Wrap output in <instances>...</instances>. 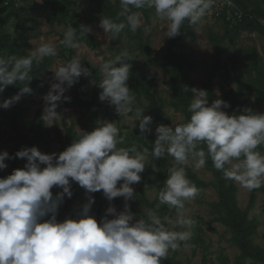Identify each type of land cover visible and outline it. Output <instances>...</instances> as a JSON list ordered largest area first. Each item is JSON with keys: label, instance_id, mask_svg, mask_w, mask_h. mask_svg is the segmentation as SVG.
Returning a JSON list of instances; mask_svg holds the SVG:
<instances>
[{"label": "clouds", "instance_id": "9594fccd", "mask_svg": "<svg viewBox=\"0 0 264 264\" xmlns=\"http://www.w3.org/2000/svg\"><path fill=\"white\" fill-rule=\"evenodd\" d=\"M231 2L225 0L229 5ZM214 3L215 0H120L118 16L123 17V22L104 18L101 27L112 35L125 28L135 32L141 26L142 13L133 9L148 8L167 21L165 37L175 38L185 21L196 25L206 14L210 15ZM90 32V28L82 26L81 35ZM76 36L77 30L69 26L60 43L77 49L80 45ZM39 41L27 56L0 57V94L6 86L23 83L15 95L0 103V109L7 110L25 94H31L27 85L32 80L34 62L39 64L45 57L57 56L51 41L44 37ZM129 59V53L123 51L114 60L100 64L103 78L99 99L115 106L121 116L132 113L135 103L126 83L131 68ZM53 73L56 82L43 97L46 107L42 120L48 126L59 119L55 111L57 102L62 97L68 100L64 92L82 75H91L78 57L61 64ZM189 90L190 118L174 127L157 126L151 152L148 148L137 151L136 147H118L124 143L120 129L107 121H97L98 126L90 133L79 131L78 139L58 155L42 154L36 147L22 148L14 156L0 152V170L7 167L6 159L27 161L22 169L0 178V264H162L170 251L180 249L182 243L186 246L192 238L190 229L194 221L186 205L195 201L201 190L187 178L186 166L200 170L210 159L214 169L243 189L252 191L264 186V154L256 150L264 145V114L244 109L243 114L229 115L222 110L230 107L226 101L216 99L209 104L207 91L184 89ZM144 111L136 107L135 118L141 133H148L153 119L142 115ZM165 155L172 157L174 164L168 169L158 200L169 210H175L174 218L165 217L162 222L149 209L146 218L137 219L127 203L119 213L108 207L99 223L89 215L94 203L91 193L102 191L108 201L117 197L125 201L134 199L131 185L141 181L140 173L149 157L156 160ZM70 181L89 194L87 202L76 219L58 222L59 206L65 197L73 195ZM53 187L62 191L53 196Z\"/></svg>", "mask_w": 264, "mask_h": 264}, {"label": "trees", "instance_id": "16d2710c", "mask_svg": "<svg viewBox=\"0 0 264 264\" xmlns=\"http://www.w3.org/2000/svg\"><path fill=\"white\" fill-rule=\"evenodd\" d=\"M15 0H8L6 5L2 4L0 0V17L7 12L2 19H0V29H2L8 20L12 17L16 20V28L21 23V19L15 12L9 11ZM89 9L83 11V15H80L73 7L75 2L73 0H43V6L47 9V20L50 24L57 22L62 24L65 29L72 26L77 30L76 40L79 44H84L88 49L94 50L99 48L98 41L89 33L84 36L81 35L82 26H88L94 23H101V19L110 18L114 22H123V17H119L120 12V0H88ZM231 4L237 8L242 17L240 20H226L225 12L221 15L223 22L222 33H215L209 30L206 34L207 39L214 51L213 63L209 68L206 81L203 83V90L207 91L209 96V104L215 101V92L212 87V82L215 76H219L225 83H234L235 88L229 87L228 90H223L222 86V99L226 101L230 107L225 109V112L229 115H240L244 113V109H247L250 105V100L255 102L264 101V67L257 61L259 58L253 51H247L245 54H252L256 57V61H249L248 69L243 73L239 66L237 57L230 58V66L227 63L222 62V55L228 49V45H234L239 39L241 33L246 32L248 34H257L264 38V25L261 21L264 20V8L260 5L259 0H232ZM9 11V12H8ZM133 11H140L144 17V24L138 28L135 32L125 28L120 34L112 35L110 38L114 42L113 49L116 56L120 55L124 51L120 48L124 42L131 43V46L135 48L138 55L143 57L141 64L133 58L129 59L131 68L129 71V79L126 82L127 87L135 97V103L133 105V112L128 115L135 114V108L139 107L145 109L142 115H149L153 119V123L150 125L153 128L154 134L148 137L146 134L141 133L139 130H132L129 135L125 137L127 141L126 146H132L133 142L137 143V151H142L144 148H148L151 152L153 147L152 139H156L155 128L159 125L169 126L170 119L167 115L162 113L163 108L166 106L171 108L174 113H180L183 115V122H187L190 118V113L187 111L188 106L192 100V92L189 90L184 91L185 87L188 89L194 88V81L192 75L196 73L200 64L193 57L192 53H180L178 49L183 47V40L192 36V29L196 26L185 21L180 29V35L175 38H167V44L163 47V54L161 56L152 53L149 41L143 39L142 30L149 26L151 22L150 14L152 9H140ZM87 15V16H85ZM15 28V34L12 35H0V57H22L29 54L22 52V47L26 44L22 36L17 33ZM63 39V35L60 37V41ZM228 43V45H225ZM65 46L59 45V51L57 57H45L39 64L35 62L32 65L30 76L32 80L28 82V87L32 89L31 94H25L19 104L13 109L9 116V129L11 136L8 141L12 143V150L10 156L21 150L22 148L36 147L42 154H47L42 151L41 147L48 146L52 140H55L60 145V150L63 152L73 142H75L79 134L75 132L72 126H67L62 123L65 129L64 135L60 133L57 125L53 129H50L47 124L42 120V110L37 109L34 117L30 122H19L21 116L27 111L28 105H33L35 102L32 99L33 95H41L47 89V84L44 81V73L52 65L55 58H65L63 49ZM71 49V48H70ZM74 56L69 53V56L65 58V63L69 62ZM82 67L88 68L91 73L87 78L90 80L92 87L89 92L85 91V77H80L77 85L68 88L70 97L68 100H64L66 106L79 107L89 112V128L93 131L98 125L97 121H104V117H100V113L104 111L105 115L113 113L118 120H121L122 116L116 113L115 108H111V105L107 100L101 101L99 99L102 89L99 87V83L102 80V74L99 65H93L86 59H82ZM153 64L157 69L166 73L167 82L165 86L170 91V99L168 102H161V97H155L152 92L153 84L150 80V72L147 67ZM119 66V65H118ZM23 87L22 82H17L15 85L6 86L2 94H0V102L15 95L19 88ZM248 95V97H246ZM143 101L148 103L147 106L143 104ZM161 102V103H160ZM135 123L139 125V120H135ZM179 124V123H178ZM127 128V127H124ZM121 136V134H120ZM264 154V145H261L256 149ZM151 157V156H150ZM152 158V157H151ZM167 155L161 159H156L155 169L157 174L149 178L148 173L154 172L151 166L147 168L145 173L141 174V186L138 191L135 192V198L145 206L148 210H154L156 214L163 218L168 207L161 205L155 210L154 206L159 201L158 197L149 202L144 195V187H157L162 189L164 187L163 182L167 179L163 176L164 161L167 160ZM27 163L24 159H11V170L7 174L10 175L15 169H22ZM44 165H41L43 168ZM205 169L210 172L213 177L211 182H205L200 180L190 169L186 167L187 178L194 183L201 192L212 188L217 195V203L212 204L214 212L217 214V221L227 229L230 234V244L234 247L238 254L233 259V264H264V247H260L253 242V237L256 234L258 220L256 217L249 218V213L255 203V192L264 191V186L259 189L252 190L247 206L241 209L237 201L238 188L233 184L231 180L224 177L223 172L214 169L212 162L209 159L206 163ZM2 170H0L1 175ZM71 191L73 197L77 201L79 208L87 201L82 200V196H87L85 190L77 185L75 182L70 181ZM159 189V190H160ZM101 192L91 193L94 197V203L91 206L89 215L93 216L97 222L101 218L105 217V213L110 203L106 198L101 202ZM60 211H69L70 216L77 218V212L74 208L67 205L64 201L59 206ZM119 213V208L117 209ZM143 218H146L144 214H141ZM111 216H108V219ZM198 230L201 231L199 228ZM197 242L203 243L202 239L198 236L193 241V248L197 246ZM208 246L203 247V251L207 250ZM217 261L220 264H229V260L226 257L219 256ZM162 264H181L173 256L167 257L162 261ZM202 264H213L211 259L207 256H203Z\"/></svg>", "mask_w": 264, "mask_h": 264}, {"label": "rangeland", "instance_id": "374dc122", "mask_svg": "<svg viewBox=\"0 0 264 264\" xmlns=\"http://www.w3.org/2000/svg\"><path fill=\"white\" fill-rule=\"evenodd\" d=\"M3 5H6L8 0H1ZM75 2V9L80 15H83V11L89 9L88 0H73ZM114 1V0H110ZM260 5L264 8V0H259ZM223 3L225 0H215V4L211 10L210 15H205L199 23L192 29V36L187 37L183 40V47L178 49L180 53H192L193 57L200 64L199 70L192 75V79L194 81V88L197 90H203L202 85L207 79L208 71L210 66L213 63L214 59V51L207 39V32L209 30L215 33H222L223 30V22L221 20L222 12L221 7H223ZM15 12L19 15L21 19V23L16 28V20L14 17L10 18L6 25L0 29V35H14L15 28L18 34H20L25 41V45L22 47V52L29 54L31 50L34 49L36 44L40 43V38L44 37L45 41H51L57 48V56L58 49L60 43V37L63 35L66 29L62 24H58L54 22L50 24L47 20V9L43 6V0H15L13 7L9 10ZM8 11V12H9ZM5 12L0 19L4 17ZM226 17L230 18L232 16L231 8L225 11ZM87 16V15H85ZM151 22L148 28V31L142 30L143 39H147L150 44V48L153 54L161 56L163 52V47L167 44V37H165V32L167 30V21L161 20L158 16L155 15L154 10L152 9L150 14ZM263 23V22H262ZM144 24V17L141 16V26ZM264 24V23H263ZM140 26V27H141ZM91 29V34L99 43V48L91 50L88 49L83 43L79 44L80 47L77 49H70L64 47L63 54L65 58L69 56L71 52L74 57H78L80 60L86 59L93 65H99L104 62H109L115 59L116 54L113 49L114 42L110 38V34H106L101 27V23H94L87 26ZM225 45H228L226 43ZM120 48H123L124 51L129 53V56L137 61L138 64H141L143 61V57L138 55V52L134 47L131 46V43L124 42L119 45ZM247 51H253L258 56V60L252 54H245ZM55 56V57H57ZM233 56L237 57L239 61L240 69L243 73L246 72L249 66V61H258L264 67V38L260 37L257 34H248L243 32L240 34L239 39L236 41L234 45L229 46L228 49L222 55V62L227 63L229 67L231 62L230 58ZM19 58V56H16ZM100 57H103V60H100ZM54 58V57H52ZM65 58H55L53 60L52 65L49 69L44 73V81L47 84V89L41 95H33L32 99L35 102L33 105H28L27 111L24 112L21 116L19 122H30L35 114L37 109L42 110V115L44 114V108L46 104L43 100V97L49 92L50 86L52 83H55L54 80V71L61 64H65ZM147 70L150 72V80L153 84L152 92L155 97H161V102H168L170 99V91L165 86L167 82L166 73L157 69L153 64H150L147 67ZM85 77V76H81ZM86 78L85 82V91L89 92L91 90L92 84L90 80ZM75 83L73 86H76ZM222 86L223 90H228L229 87L235 88L234 83H225L219 76H215L212 82V87L215 92V100L222 99V91L220 89ZM64 97L69 98L70 93L67 89L64 94ZM248 97V95H246ZM223 100V99H222ZM64 99L62 97L61 101L57 102L58 107L55 109L56 113L59 116V119H55L52 121L53 125L49 126L50 129H53L55 125L58 126L60 133L64 135L65 129L62 126V123H65L67 126H72L73 130L79 134L80 132H91L89 128V112L79 107L66 106L64 104ZM160 102V103H161ZM2 103V102H0ZM19 104V102L15 103L13 106L5 109H0V152L6 151L9 156L12 150V143L8 141L9 137L12 135L9 129V116L12 113L13 109ZM145 106L148 103L143 101ZM111 108H115V106L111 105ZM247 109H251L254 113L264 114V101L255 102L254 100H250V105ZM225 111V109H222ZM162 113L167 115L170 119L169 126H175L178 123L183 122V115L180 113H174V111L165 107L162 110ZM100 117H104V121L114 122L116 126L120 129V134L124 139V143L118 145V147H137V143L133 142L132 146H126L127 141L125 137L129 135L132 130H139V125L135 123V114L122 116L121 120H118L116 116L111 112L105 115L104 111H102L99 115ZM121 116V115H120ZM127 127V128H124ZM151 132L144 133L148 137H151L154 134L152 126H150ZM141 132V131H140ZM152 142H155V139H152ZM42 151L47 154H60V145L52 140L48 146L41 147ZM167 160L164 161L163 167V176L167 178L168 169L173 166L174 161L173 158L167 155ZM4 163L7 167L2 170L0 178H5L7 174L11 170V159H6ZM156 160H153L149 157L147 165L142 173L147 171V168L151 166L155 169ZM190 169L200 180L205 182H211L213 180L212 175L209 171L205 169L193 170L191 166H186ZM140 173V175L142 174ZM157 174L156 169L152 173H148L147 176L149 178L154 177ZM142 180V177H141ZM232 181V180H231ZM233 184L238 188L237 191V201L238 205L241 209H244L247 206L249 195L251 191L243 189L239 184L232 181ZM122 181L118 182L117 187H119ZM164 184V182H163ZM141 186V181L139 183L131 185L135 192L138 191ZM160 188L157 187H144V195L145 198L149 202H153L158 197V192ZM53 196L57 193L61 192L62 189L53 187L51 189ZM104 195L101 192L100 201L104 200ZM83 201H87V196H82ZM64 201L68 206L74 208L77 213H79L80 209L77 205L76 199L72 196L71 198L65 197ZM108 201V200H107ZM217 195L212 188H208L207 190L200 192L199 197L191 204L186 205L189 209V216L194 221V224L191 226L192 238L190 241L185 244L182 243L180 249L176 251H170L168 257L173 256L176 260L180 261L181 264H202L203 256H207V258L211 259L213 264H220L217 261L219 256H223L228 258L230 261L229 264H233L234 257L238 254V251L231 246L229 238L230 234L225 227H223L216 219L217 214L214 212V208L211 206L212 204L217 203ZM111 207H114L117 211L119 208V212L124 211L125 204L130 208V211L135 215L137 219L143 218L141 214L146 216V211L148 210L145 206H143L139 201L134 197V199L125 201L123 197L114 198L112 201H108ZM163 204H160L158 201L154 208L158 209ZM175 216V210L167 211L166 215L161 218L162 222H164L165 217H173ZM256 217L258 220V225L256 229V234L253 237L254 244L264 247V191H256L255 192V203L253 208L249 213V218ZM65 218L75 219V216H70L69 211H60L58 208L56 219L58 222H62ZM111 219L113 217H110ZM47 219V217L45 218ZM168 225L166 224V227ZM201 229L198 230V229ZM180 230V229H177ZM187 230V229H185ZM202 239L203 243L197 242V246L193 248V241L197 237ZM208 246V249L203 251V247ZM248 264H250L248 262Z\"/></svg>", "mask_w": 264, "mask_h": 264}, {"label": "built area", "instance_id": "2783aa9c", "mask_svg": "<svg viewBox=\"0 0 264 264\" xmlns=\"http://www.w3.org/2000/svg\"><path fill=\"white\" fill-rule=\"evenodd\" d=\"M215 4V3H214ZM229 8H231V10H232V16L230 17V18H228V17H226V20H230V19H232V20H240L241 19V17H242V13L237 9V8H235L232 4L231 5H229V4H227V3H223V7H221V9H222V12H225L227 9H229ZM225 16H227L226 15V13H225ZM264 23V20L263 21H261V23ZM262 23V24H263ZM264 25V24H263Z\"/></svg>", "mask_w": 264, "mask_h": 264}]
</instances>
